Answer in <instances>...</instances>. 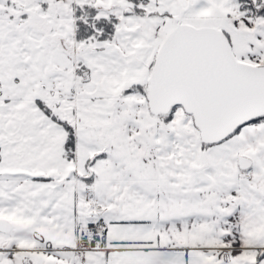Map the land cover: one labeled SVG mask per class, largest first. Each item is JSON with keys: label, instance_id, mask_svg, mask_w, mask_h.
I'll return each mask as SVG.
<instances>
[{"label": "snow or ice", "instance_id": "1", "mask_svg": "<svg viewBox=\"0 0 264 264\" xmlns=\"http://www.w3.org/2000/svg\"><path fill=\"white\" fill-rule=\"evenodd\" d=\"M0 264H264V0H0Z\"/></svg>", "mask_w": 264, "mask_h": 264}]
</instances>
